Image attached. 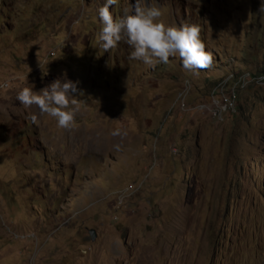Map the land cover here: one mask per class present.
I'll return each instance as SVG.
<instances>
[{
    "label": "rangeland",
    "instance_id": "374dc122",
    "mask_svg": "<svg viewBox=\"0 0 264 264\" xmlns=\"http://www.w3.org/2000/svg\"><path fill=\"white\" fill-rule=\"evenodd\" d=\"M104 2L0 0V264H264V0H148L200 26L192 70L104 52ZM56 79L71 129L16 100Z\"/></svg>",
    "mask_w": 264,
    "mask_h": 264
},
{
    "label": "clouds",
    "instance_id": "9594fccd",
    "mask_svg": "<svg viewBox=\"0 0 264 264\" xmlns=\"http://www.w3.org/2000/svg\"><path fill=\"white\" fill-rule=\"evenodd\" d=\"M117 0H105L98 8L101 21L99 41L104 52H110L124 41L133 50L129 60L142 62L148 68L158 63H168L170 57L179 56L185 69H209L213 64V54L206 49L200 38L201 28L187 22L166 25L160 18L162 11L148 0H135L128 15L114 18L110 6ZM264 11V2L261 5ZM78 81L56 79L39 92L32 87H23L17 92L16 100L25 109L35 105L40 114H46L57 121L63 129H71L79 110L77 93ZM33 122L37 117L31 116Z\"/></svg>",
    "mask_w": 264,
    "mask_h": 264
},
{
    "label": "built area",
    "instance_id": "2783aa9c",
    "mask_svg": "<svg viewBox=\"0 0 264 264\" xmlns=\"http://www.w3.org/2000/svg\"><path fill=\"white\" fill-rule=\"evenodd\" d=\"M223 107L224 110H231L233 107H234V97L232 96H228L224 99L222 105L219 106L220 107Z\"/></svg>",
    "mask_w": 264,
    "mask_h": 264
},
{
    "label": "water",
    "instance_id": "95a60500",
    "mask_svg": "<svg viewBox=\"0 0 264 264\" xmlns=\"http://www.w3.org/2000/svg\"><path fill=\"white\" fill-rule=\"evenodd\" d=\"M89 233H90V239L93 241L95 239L96 235H95L93 230H90Z\"/></svg>",
    "mask_w": 264,
    "mask_h": 264
}]
</instances>
